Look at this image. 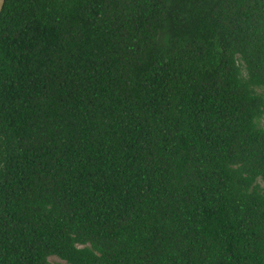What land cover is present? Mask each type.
Instances as JSON below:
<instances>
[{
  "label": "trees",
  "instance_id": "16d2710c",
  "mask_svg": "<svg viewBox=\"0 0 264 264\" xmlns=\"http://www.w3.org/2000/svg\"><path fill=\"white\" fill-rule=\"evenodd\" d=\"M0 264H264V0H4Z\"/></svg>",
  "mask_w": 264,
  "mask_h": 264
},
{
  "label": "rangeland",
  "instance_id": "374dc122",
  "mask_svg": "<svg viewBox=\"0 0 264 264\" xmlns=\"http://www.w3.org/2000/svg\"><path fill=\"white\" fill-rule=\"evenodd\" d=\"M50 259L51 260H56V261H61L59 258H57V257H50ZM61 262H63L64 263V261H61Z\"/></svg>",
  "mask_w": 264,
  "mask_h": 264
},
{
  "label": "water",
  "instance_id": "95a60500",
  "mask_svg": "<svg viewBox=\"0 0 264 264\" xmlns=\"http://www.w3.org/2000/svg\"><path fill=\"white\" fill-rule=\"evenodd\" d=\"M3 3H4V0H0V11L2 9Z\"/></svg>",
  "mask_w": 264,
  "mask_h": 264
}]
</instances>
